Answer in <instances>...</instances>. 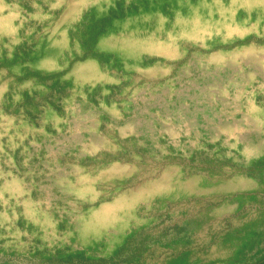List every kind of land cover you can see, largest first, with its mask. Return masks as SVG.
Returning <instances> with one entry per match:
<instances>
[{"label":"rangeland","instance_id":"rangeland-1","mask_svg":"<svg viewBox=\"0 0 264 264\" xmlns=\"http://www.w3.org/2000/svg\"><path fill=\"white\" fill-rule=\"evenodd\" d=\"M50 1L5 0L20 9L0 32V264H264L263 11L135 63L101 38L152 27L124 20L153 5L173 17L168 0ZM62 20L69 46L39 67ZM89 58L106 73L77 79ZM11 177L21 190H4ZM116 201L129 207L115 224L82 235L81 218Z\"/></svg>","mask_w":264,"mask_h":264},{"label":"bare ground","instance_id":"bare-ground-1","mask_svg":"<svg viewBox=\"0 0 264 264\" xmlns=\"http://www.w3.org/2000/svg\"><path fill=\"white\" fill-rule=\"evenodd\" d=\"M49 2L51 6H56L55 3L50 0ZM89 4H97L98 8L103 5L101 0H78L74 8L79 11ZM34 6L36 7V15L45 16L44 13L46 12L44 5L35 2ZM166 7L171 14H174L173 17L166 16L161 7L159 8V5H153L151 11H142L139 16L134 17L133 15H129L128 18L124 20L125 28L137 19L151 20L150 24L153 26L148 27L140 25L141 21L139 20L134 26L135 29H133L130 34H121L117 36L111 31L101 38L99 43L100 47L107 50H116L119 54L117 55L121 59L125 61L133 59L135 63H138L144 54H173V42L175 40L181 38L198 40L214 36L220 32H225V29L228 30L226 34L229 35L234 33V31L244 28V24L250 20V18L247 17L244 20L237 21L233 13L240 8H244L248 12L251 10H259L264 13V0H231V3L227 5H224L222 0H198L197 3L194 2V0H168ZM4 8H9L12 12L9 17L2 14ZM19 9V4H8L5 0H0V32L4 30L12 33L14 31L15 28L11 24L12 15L19 11ZM215 12H220L219 14H222L224 17H216ZM259 18L261 17L259 16L256 22L260 20ZM240 22L243 23L240 24ZM231 24L234 27H232ZM65 26H68V20L58 22L45 48L42 43L39 44V48H44L45 51V57L37 62L39 67L54 68L55 59L62 56L61 53L63 49L68 48L69 40ZM163 32H165V37L162 36ZM59 34L60 38L57 37ZM106 70H104L95 59L89 58L85 62L79 63L74 68L73 75H75L77 79L89 78V80L92 81L104 76ZM3 88L5 87L0 86V92ZM83 176V179L88 177L87 175ZM4 183V190H21V182L16 177L6 178ZM87 187L85 190H89ZM31 202V198L28 197L26 203ZM128 207L127 203L116 201L115 204L105 205L100 210H96V208L91 211L89 215L81 218L79 224L80 232L82 235H97L99 232H102L103 227L114 225L118 217H120V214L124 213ZM42 217L44 223L51 226L50 216L45 213Z\"/></svg>","mask_w":264,"mask_h":264},{"label":"crops","instance_id":"crops-1","mask_svg":"<svg viewBox=\"0 0 264 264\" xmlns=\"http://www.w3.org/2000/svg\"><path fill=\"white\" fill-rule=\"evenodd\" d=\"M8 36H4V38L5 39H3V43L1 42V47H6L7 45H6V43L4 42V40H6V38H7ZM11 41V40H10ZM3 70H1V72H2Z\"/></svg>","mask_w":264,"mask_h":264}]
</instances>
